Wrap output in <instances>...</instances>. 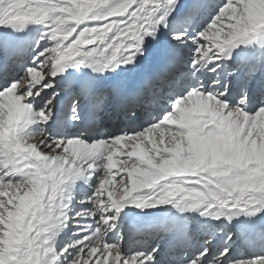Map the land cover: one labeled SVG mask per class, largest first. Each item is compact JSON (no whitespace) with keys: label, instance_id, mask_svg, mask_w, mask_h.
Returning a JSON list of instances; mask_svg holds the SVG:
<instances>
[{"label":"snow or ice","instance_id":"6c2138e0","mask_svg":"<svg viewBox=\"0 0 264 264\" xmlns=\"http://www.w3.org/2000/svg\"><path fill=\"white\" fill-rule=\"evenodd\" d=\"M0 264H264V0H0Z\"/></svg>","mask_w":264,"mask_h":264},{"label":"bare ground","instance_id":"6f19581e","mask_svg":"<svg viewBox=\"0 0 264 264\" xmlns=\"http://www.w3.org/2000/svg\"><path fill=\"white\" fill-rule=\"evenodd\" d=\"M107 121H108V119H107ZM109 122V121H108Z\"/></svg>","mask_w":264,"mask_h":264}]
</instances>
